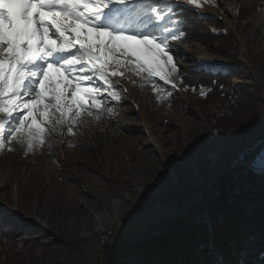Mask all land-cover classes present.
Returning a JSON list of instances; mask_svg holds the SVG:
<instances>
[{
	"label": "rangeland",
	"instance_id": "374dc122",
	"mask_svg": "<svg viewBox=\"0 0 264 264\" xmlns=\"http://www.w3.org/2000/svg\"><path fill=\"white\" fill-rule=\"evenodd\" d=\"M237 2L246 4L214 0L216 6L205 3L198 12L221 17L224 32L232 34L237 56L249 69L245 78L233 83L258 84L264 99V15L258 7L250 13L244 7L239 20L233 8ZM226 7L231 8L230 18ZM210 50L196 41L182 42L178 55L185 67L207 71L211 62L227 70L226 60L237 59L235 53L226 59ZM113 79L127 89L121 91L119 104L109 105L114 115L105 113L99 121L89 118L76 136L48 137L50 149L45 145L25 156L21 146L13 144L15 151L0 152V223L13 221L12 214L28 221L20 226L9 223L0 231V264H108L110 245L127 244L160 227L152 214L156 205L165 210V219L184 212L177 207L180 192L188 186L205 188L198 163L210 162L206 171L217 176L231 157L264 147V122L248 127L253 116L223 118L214 103L191 113L189 103L195 100L182 85L177 100V90L168 87L173 96L157 101L150 86L140 87L139 77H132L135 84ZM202 135L220 139L187 151ZM69 141L75 146L69 147Z\"/></svg>",
	"mask_w": 264,
	"mask_h": 264
},
{
	"label": "snow or ice",
	"instance_id": "6c2138e0",
	"mask_svg": "<svg viewBox=\"0 0 264 264\" xmlns=\"http://www.w3.org/2000/svg\"><path fill=\"white\" fill-rule=\"evenodd\" d=\"M205 3L214 0H0V152L15 151L13 144L25 156L45 145L50 149L48 137L76 136L89 118L114 115L109 105L119 104L127 89L113 78L135 84L132 77H139L140 87L150 86L157 101L168 100L173 96L168 87L179 91L187 75L203 70L185 67L178 49L188 39V14ZM246 6L237 2L233 8L239 15ZM258 11L264 15V0ZM225 72L221 66L215 74ZM219 87L223 94L224 85ZM211 91L202 87L199 95ZM257 122H264V110L248 127ZM211 139L220 137L202 135L187 151ZM233 163L264 180V147L241 153ZM12 215L0 231L6 223H28ZM209 253L201 264H256L248 260L246 246L226 259L214 245ZM259 259L264 261V252Z\"/></svg>",
	"mask_w": 264,
	"mask_h": 264
},
{
	"label": "trees",
	"instance_id": "16d2710c",
	"mask_svg": "<svg viewBox=\"0 0 264 264\" xmlns=\"http://www.w3.org/2000/svg\"><path fill=\"white\" fill-rule=\"evenodd\" d=\"M260 4L261 0H246L249 13ZM226 16L230 18L231 11ZM237 17L239 20L243 18L241 11ZM188 19L191 22L187 26L188 39L184 43L196 41L206 51L215 49L226 59L234 53L239 55L237 42H233L232 34L224 32L221 17H202L198 10H194L188 14ZM226 38L234 46L225 44ZM243 62L238 56L231 62L226 60L225 65L230 69L224 74H215L203 68L200 72L187 75L186 92L195 100L189 103L191 113L214 103L223 118L233 117L239 121V115L254 116L264 110V99L258 84L235 86L233 83L237 78H245L249 72ZM213 81L217 83L213 85ZM220 84L224 85L223 94ZM202 87L212 91L204 97L193 93L192 89L200 90ZM179 95V91L175 92L173 99L177 100ZM235 160L231 157L229 165L217 176H209L206 171L210 162L198 163L197 170L204 178L205 188L198 190L188 186L180 192L177 207L184 212L169 220L163 217L165 210L156 205L152 214L158 217L160 227L133 238L127 244L110 245L108 264H201L210 258V245L223 254L221 259L230 258L235 250L246 246L248 260L264 264L259 259V254L264 252V180L243 166H234Z\"/></svg>",
	"mask_w": 264,
	"mask_h": 264
},
{
	"label": "built area",
	"instance_id": "2783aa9c",
	"mask_svg": "<svg viewBox=\"0 0 264 264\" xmlns=\"http://www.w3.org/2000/svg\"><path fill=\"white\" fill-rule=\"evenodd\" d=\"M184 62H186V61L184 60ZM207 65H208V70L209 71L211 70L213 73H216V70H215L216 69V66L213 67L214 64H212V62L210 64H207ZM217 67L219 68L220 66H217Z\"/></svg>",
	"mask_w": 264,
	"mask_h": 264
},
{
	"label": "water",
	"instance_id": "95a60500",
	"mask_svg": "<svg viewBox=\"0 0 264 264\" xmlns=\"http://www.w3.org/2000/svg\"><path fill=\"white\" fill-rule=\"evenodd\" d=\"M245 168V167H244ZM247 169V168H246ZM249 170V169H248ZM253 175H256L257 177H259V175L257 173H255L254 171L252 170H249ZM260 178V177H259Z\"/></svg>",
	"mask_w": 264,
	"mask_h": 264
},
{
	"label": "bare ground",
	"instance_id": "6f19581e",
	"mask_svg": "<svg viewBox=\"0 0 264 264\" xmlns=\"http://www.w3.org/2000/svg\"><path fill=\"white\" fill-rule=\"evenodd\" d=\"M216 68H217V66H216ZM216 70V69H215Z\"/></svg>",
	"mask_w": 264,
	"mask_h": 264
}]
</instances>
